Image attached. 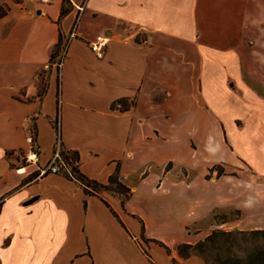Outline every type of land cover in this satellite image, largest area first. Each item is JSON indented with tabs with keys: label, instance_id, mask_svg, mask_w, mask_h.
<instances>
[{
	"label": "crops",
	"instance_id": "1",
	"mask_svg": "<svg viewBox=\"0 0 264 264\" xmlns=\"http://www.w3.org/2000/svg\"><path fill=\"white\" fill-rule=\"evenodd\" d=\"M63 3L0 0V264H206L178 249L215 215L264 230V0ZM29 137L40 164L19 174ZM58 150L129 198L40 176Z\"/></svg>",
	"mask_w": 264,
	"mask_h": 264
},
{
	"label": "trees",
	"instance_id": "2",
	"mask_svg": "<svg viewBox=\"0 0 264 264\" xmlns=\"http://www.w3.org/2000/svg\"><path fill=\"white\" fill-rule=\"evenodd\" d=\"M69 0H64L61 18L67 16L70 11ZM66 46V40L63 34H60L59 42L54 47L51 55V65L55 64L58 58L61 57L62 52ZM57 134L59 135V128L56 126ZM63 159L72 167L75 174V179L65 176L71 180L79 182L87 195H96L99 191H110L119 195H123L126 199L130 196V190L122 183L118 174L109 179L107 185L100 184L94 180L88 179L82 175L76 165L78 161L77 154L67 155L61 152ZM224 239V245L230 248L245 249L244 258L239 259V264H264V230L254 231H214L210 236L200 241L196 245L183 244L179 246L178 252L182 258H189L192 255L201 257L206 264H230L222 258V255L213 251L223 249L221 240ZM228 262H232L227 259Z\"/></svg>",
	"mask_w": 264,
	"mask_h": 264
},
{
	"label": "built area",
	"instance_id": "3",
	"mask_svg": "<svg viewBox=\"0 0 264 264\" xmlns=\"http://www.w3.org/2000/svg\"><path fill=\"white\" fill-rule=\"evenodd\" d=\"M30 1L41 4V5H48L52 2V0H30ZM77 12L78 13H77L73 28L71 30L70 35L67 38L64 51L62 52L61 57L58 58L56 62V66L58 68L62 67L63 59L66 54V50L69 45V42L75 37V31L80 21L81 13L83 12V5L77 6ZM107 44H108V39L103 36H100V37H97V39L94 42H92L90 46L93 52L98 57H102ZM28 144L30 146V150L24 155L21 166L17 169V172L19 174H26V169L28 167L38 168L40 164V150L38 147H36L33 137L28 138ZM47 173L58 174L62 176H69L75 179V174L72 171V167L63 159L60 150H58L55 153V155L53 156V158L51 159L47 167L40 171V176L47 174Z\"/></svg>",
	"mask_w": 264,
	"mask_h": 264
},
{
	"label": "rangeland",
	"instance_id": "4",
	"mask_svg": "<svg viewBox=\"0 0 264 264\" xmlns=\"http://www.w3.org/2000/svg\"><path fill=\"white\" fill-rule=\"evenodd\" d=\"M249 31H246V33L244 34L243 31H242V36H249ZM248 46V49L249 48H253L252 47V44L250 43L249 45L247 44ZM250 46V47H249ZM217 177L219 176H222V175H226V172L228 174H235V175H239L238 171H236L235 169H230V168H221L219 167L217 169ZM209 178H212L211 176H209ZM162 180H160L159 182H161ZM236 217V214L232 213V214H228V215H225V214H217L215 215L214 217V227L210 228L209 231H207L206 233L210 232L209 233V236L214 232V231H236V230H229V228H227V226H222V224L225 222V220H228L229 218H235ZM222 226V227H221ZM249 232V231H247ZM221 245H223V249H218V250H215L213 251L214 253L218 252L222 255V258L225 259V261L227 263H230V264H239V259L241 258H244L245 256V249H238V248H230V246L228 245H224V239L221 240ZM227 259H230L232 262H228Z\"/></svg>",
	"mask_w": 264,
	"mask_h": 264
}]
</instances>
